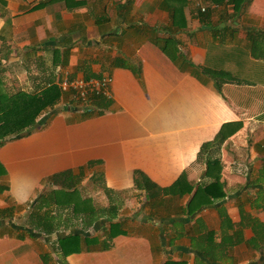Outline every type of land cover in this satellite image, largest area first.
Here are the masks:
<instances>
[{
  "label": "crops",
  "instance_id": "obj_1",
  "mask_svg": "<svg viewBox=\"0 0 264 264\" xmlns=\"http://www.w3.org/2000/svg\"><path fill=\"white\" fill-rule=\"evenodd\" d=\"M231 1L0 0V264H264V0ZM67 75L110 77L109 99L62 105ZM82 172L108 205L80 199L74 217L42 189L73 191ZM135 172L163 189L218 176L222 195L191 215L178 189L153 206ZM44 212L47 235L31 226ZM68 234L80 251L64 255Z\"/></svg>",
  "mask_w": 264,
  "mask_h": 264
},
{
  "label": "trees",
  "instance_id": "obj_2",
  "mask_svg": "<svg viewBox=\"0 0 264 264\" xmlns=\"http://www.w3.org/2000/svg\"><path fill=\"white\" fill-rule=\"evenodd\" d=\"M231 2L234 3V10L236 13V12H239L243 8V4H244L245 0H232ZM171 26L175 27V24H171ZM177 29H179V28L177 27ZM215 30L218 31L219 30L218 27H216ZM169 40H171V38L164 40L163 46L161 47V50L165 53L167 50L166 41H169ZM172 40L174 41V39H172ZM66 53H67V51H65L64 54L66 55ZM177 59H179L182 62L181 64L186 65L188 67H192L195 70V67H193L192 63L187 61L186 59L182 58L181 54L177 55ZM196 69L199 73L209 75L214 80H217V81L219 78H222V76L225 74L224 71L220 70V69L212 70V69H202L199 67ZM67 77L69 79L75 78V77L70 76V75L69 76L67 75ZM85 79H87V78H85ZM214 83H215V88L217 90L220 89L219 82H214ZM6 97H7V95L0 92V103L3 102L6 99ZM100 100H102V99H99V97H97L95 102L99 103ZM240 125L241 124L239 122L223 125L222 128L220 129L219 133L216 135L213 142H207L201 146V149H200V152L198 155L204 156L205 154H208V150L212 146L220 145L221 143L224 142L225 139H227L228 137L235 134L239 130ZM224 128L225 129L226 128H232V129H231V131L226 133ZM1 140L2 139H0V146L3 145V143H5L7 139H4L2 141ZM205 164H206V169H205L204 175H206L207 177H210L211 170H213L214 167L216 165H218V160L212 159V158H210V156H208L205 159ZM53 178L54 177H51V179H53ZM134 181H135V184L141 190H143L145 198H146V202L148 204L153 205V206L154 205L157 206V203L161 200V198L164 195L168 194L169 191L173 192L176 189H178L179 192L181 193L180 195H184V194L190 195L189 199L185 205V208H186L187 213L189 215L194 214L196 211L201 210L204 207H207L208 205L211 204L213 199H217L222 195V193L220 192V184H219V177L218 176L216 178H214L213 181H211L210 183H208L206 185L188 184V186H186L187 187L186 189H184V187L182 186L184 183H186V179L184 178L183 174L170 187V189L159 188L154 183H152L145 175H143L140 172L134 173ZM54 194L56 195L57 198H58V195L61 196L59 198H62V197L65 198L64 199V201H65L64 206L72 207V212H73V214H75L74 217L78 216V214H76V213H78L80 210L82 211L83 203H81V202H83V201H80V199L78 197H76V199H73L72 195L76 194V192H74V190L69 192V193L64 192L62 190H57V191L53 190L52 192H50V195L53 196V198H54ZM42 201L44 203V205H43L44 208L50 207V205H52V202H54V200H52V197H49V200H47V198H43ZM87 215L90 218H92L94 216V212L92 211V217L88 213H87ZM30 218H32L31 219V226H32V221L35 222V225L32 227H34V228L36 227L40 233H43L45 235L52 233V231H53L52 217L48 213H45V212H44V214L38 213L36 216H34V214H33V216ZM33 219H35V220H33ZM25 233L27 235H29L27 232H25ZM76 239H79L78 235L68 234L66 237L58 240L59 247L61 248L64 255H67L69 253H73L74 251H80V249L77 248V245L75 243H73V242H76ZM164 264H186V263L184 261L168 260Z\"/></svg>",
  "mask_w": 264,
  "mask_h": 264
},
{
  "label": "built area",
  "instance_id": "obj_3",
  "mask_svg": "<svg viewBox=\"0 0 264 264\" xmlns=\"http://www.w3.org/2000/svg\"><path fill=\"white\" fill-rule=\"evenodd\" d=\"M111 82L110 77H91L87 79L75 77L69 79L66 76L60 81L59 87L62 93H68L76 102L85 104L90 99L97 97L109 99Z\"/></svg>",
  "mask_w": 264,
  "mask_h": 264
},
{
  "label": "rangeland",
  "instance_id": "obj_4",
  "mask_svg": "<svg viewBox=\"0 0 264 264\" xmlns=\"http://www.w3.org/2000/svg\"><path fill=\"white\" fill-rule=\"evenodd\" d=\"M58 90H60V87H58ZM66 98H67V95L64 94L62 96V105H68L69 104V102H67ZM72 100L76 103V101L73 98H72ZM1 139L4 140L5 138L4 139L1 138ZM98 176L99 175L97 173H94L93 175H89V174H86V172H84V173L82 172L80 175H77V178L80 177V181H79L80 183L76 184L77 187L75 189H73L74 192L77 193L79 199H85L86 200V199H88V197H90V200L93 201V204H94L93 206H95L96 208L103 206V205H108V199H109V197L107 199V197L105 195H104L105 197H103L101 195L100 198L98 197V195H95L96 192L100 191V189H101L100 188L101 182L98 180ZM55 187L52 186L49 188H43L42 191L45 194H47L51 190L57 191V190L61 189L59 187V185L55 186ZM71 190L72 189H70V191L69 190H67V191L62 190V191L69 193V192H71ZM72 196H73V199H74V197H77L75 194ZM123 196H126V197H124V199H125L124 205H125L127 203L126 199H129L130 195L124 194ZM113 198H114V196H113ZM64 199L65 198L62 197V200H64ZM119 200H121V198H119ZM139 203H140V201H139Z\"/></svg>",
  "mask_w": 264,
  "mask_h": 264
}]
</instances>
